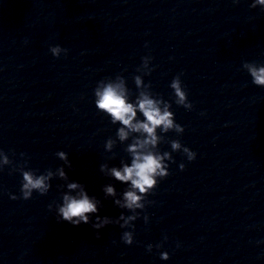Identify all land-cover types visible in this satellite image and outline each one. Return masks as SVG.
Masks as SVG:
<instances>
[{"label":"clouds","instance_id":"1","mask_svg":"<svg viewBox=\"0 0 264 264\" xmlns=\"http://www.w3.org/2000/svg\"><path fill=\"white\" fill-rule=\"evenodd\" d=\"M256 4L264 6V0H255V4L252 7H255ZM54 55H58L60 49L55 47L51 49ZM248 67L251 76L253 77V82L256 85H264V67H255L253 65H246ZM141 83L140 78L136 77V84L139 86ZM170 87L174 91L175 103L177 105H182L184 108L191 110L192 104L187 99V92L182 86L180 75H177L171 82ZM95 95L97 97L96 106L98 109L103 110L104 112L110 114L112 117V122L115 123L119 121L126 128L134 132L145 133L146 138L142 141H137L129 147V151L133 153V161L131 166H125L123 170H117L116 168L111 169V174L119 181L127 182L131 181L132 189L131 191H126L124 193L125 204L122 207L132 208H141L143 205L139 203L142 199L141 196L137 195L135 190H138L140 193H145L147 190H152L157 187L158 180H162L169 175L168 164L164 163V160L167 158L172 160V157L168 152H164L163 155L159 153H154L152 151H139V149H144L148 145L155 146L157 144L158 137L156 135L157 127L162 126V130L167 132L170 129H174L177 133H183L184 129L181 125L174 123L173 116L174 114L168 111L170 105L161 100H154L150 98L149 94L141 93L140 97L137 100V103H129L127 100V95L122 86V83H108L103 89H96ZM163 103L164 109L162 110L159 106ZM137 109L143 114L144 120L137 121L133 123L137 116ZM128 133L125 131V128L122 127L119 129V137L121 140L127 138ZM111 142H109V147ZM171 147L173 150H178L181 148V143L178 140L171 141ZM183 153L186 154L189 161L195 159V153L192 152L189 148L183 147ZM59 156L61 159L67 160L65 153L60 152ZM5 163H7V157H5ZM103 165L101 170H103ZM180 169H184V165H180ZM52 173L49 172L45 175H34L31 171L22 172V181H21V196L17 197L11 195L10 198L15 200L22 198L28 200L32 198L33 191L35 190L40 195H45L49 191L50 185L46 181L51 177ZM61 177L64 176L63 170H60ZM80 187L76 183H69V189H76ZM108 195H114V189L111 186L106 187L105 189ZM117 204H120V201H116ZM49 210L51 205L48 206ZM97 205L94 199H90L89 196L81 191L78 197L64 195L63 196V205L58 209L59 220L68 222L73 226H79L81 223L89 224L88 213H96ZM97 222L92 224L94 229H99L105 224L109 223L107 217L101 218L97 216ZM97 238H99V232H97ZM122 240L125 244L131 245L133 243V237L130 232H125L123 234ZM152 245L147 246V250L150 252L152 250ZM156 247H161V245H156ZM160 258L163 260L169 259V254L167 252H162Z\"/></svg>","mask_w":264,"mask_h":264}]
</instances>
